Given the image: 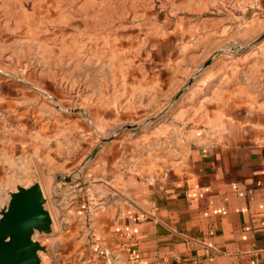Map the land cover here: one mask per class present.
<instances>
[{
    "label": "crops",
    "instance_id": "0c3cea01",
    "mask_svg": "<svg viewBox=\"0 0 264 264\" xmlns=\"http://www.w3.org/2000/svg\"><path fill=\"white\" fill-rule=\"evenodd\" d=\"M258 3L264 7V0ZM229 33L226 23H211V50ZM260 41L252 52L211 59L197 75L149 72L140 100L127 92L122 101L130 100L124 110L150 114L108 142L100 127L119 123V89L110 90L106 101L97 84L88 87L85 113L80 107L62 115L45 104L29 112L23 96L0 88V128L9 114L22 132L32 133L16 137L13 158L27 153L51 174L85 164L97 209L91 232L99 264H264ZM185 79L189 85L183 86ZM44 114L51 124L43 122ZM2 134L0 129L3 152ZM93 145L98 148L89 158Z\"/></svg>",
    "mask_w": 264,
    "mask_h": 264
},
{
    "label": "rangeland",
    "instance_id": "374dc122",
    "mask_svg": "<svg viewBox=\"0 0 264 264\" xmlns=\"http://www.w3.org/2000/svg\"><path fill=\"white\" fill-rule=\"evenodd\" d=\"M211 23L230 29L228 39L213 43L212 50ZM263 38L264 7L258 0H0V88L23 96L29 112L45 104L62 115L84 110L88 87L97 84L106 101L110 90L119 89L121 102L114 109L119 123L100 127L108 142L150 114L124 110L130 100L122 101L127 92L140 100L149 72L197 75L211 59L252 52ZM7 116L0 128L8 147L0 150V209L17 185L39 180L53 216L52 231L34 235L46 247L39 252L42 264H99L91 232L97 209L89 199L85 164L51 174L27 153L13 158L16 137L32 133L22 132ZM97 148L88 146L89 158Z\"/></svg>",
    "mask_w": 264,
    "mask_h": 264
},
{
    "label": "water",
    "instance_id": "95a60500",
    "mask_svg": "<svg viewBox=\"0 0 264 264\" xmlns=\"http://www.w3.org/2000/svg\"><path fill=\"white\" fill-rule=\"evenodd\" d=\"M9 195L0 209V264H42L39 252L46 247L34 235L51 232L53 225L43 186L35 180Z\"/></svg>",
    "mask_w": 264,
    "mask_h": 264
},
{
    "label": "built area",
    "instance_id": "2783aa9c",
    "mask_svg": "<svg viewBox=\"0 0 264 264\" xmlns=\"http://www.w3.org/2000/svg\"><path fill=\"white\" fill-rule=\"evenodd\" d=\"M135 264H138L137 262H135ZM169 264V263H168Z\"/></svg>",
    "mask_w": 264,
    "mask_h": 264
}]
</instances>
